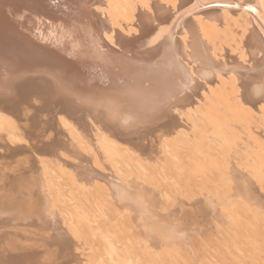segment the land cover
<instances>
[{
	"label": "bare ground",
	"instance_id": "6f19581e",
	"mask_svg": "<svg viewBox=\"0 0 264 264\" xmlns=\"http://www.w3.org/2000/svg\"><path fill=\"white\" fill-rule=\"evenodd\" d=\"M261 13L0 0V264H264Z\"/></svg>",
	"mask_w": 264,
	"mask_h": 264
},
{
	"label": "rangeland",
	"instance_id": "374dc122",
	"mask_svg": "<svg viewBox=\"0 0 264 264\" xmlns=\"http://www.w3.org/2000/svg\"><path fill=\"white\" fill-rule=\"evenodd\" d=\"M15 152V151H14ZM19 153H22V150L21 151H19ZM17 155H15V157H16ZM14 157V156H13ZM32 188V187H31ZM31 188H29V189H21V193H20V195L22 196V197H25V199H28V197H29V190L31 189ZM36 189V188H35ZM38 197H35V200L37 199ZM187 209H189V208H187ZM189 210H191V211H194L195 212V214L198 212V211H200V210H202V212H203V215H206V212H205V207L204 206H197L196 208H195V210L194 209H189ZM192 215H194V214H188V216H192ZM206 218L205 217H201V220H205ZM213 230H215V228L213 229ZM212 230V231H213ZM211 231V232H212ZM211 232H209V240H211V239H214L215 238V232L216 231H213L212 233ZM199 256L201 257V254H202V251H200L199 252Z\"/></svg>",
	"mask_w": 264,
	"mask_h": 264
},
{
	"label": "snow or ice",
	"instance_id": "6c2138e0",
	"mask_svg": "<svg viewBox=\"0 0 264 264\" xmlns=\"http://www.w3.org/2000/svg\"><path fill=\"white\" fill-rule=\"evenodd\" d=\"M259 3H260V7L261 8H264V0H259ZM209 7H239V5H230V4H224V5H209ZM250 10H253L255 11V9H251ZM261 18L264 19V13H261ZM176 59L179 60V54L176 53Z\"/></svg>",
	"mask_w": 264,
	"mask_h": 264
}]
</instances>
